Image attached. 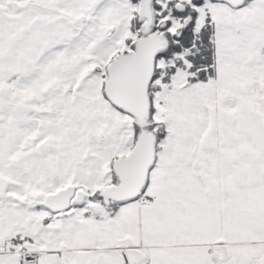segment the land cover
I'll use <instances>...</instances> for the list:
<instances>
[{"label": "snow or ice", "instance_id": "6c2138e0", "mask_svg": "<svg viewBox=\"0 0 264 264\" xmlns=\"http://www.w3.org/2000/svg\"><path fill=\"white\" fill-rule=\"evenodd\" d=\"M0 264H264V0H0Z\"/></svg>", "mask_w": 264, "mask_h": 264}]
</instances>
